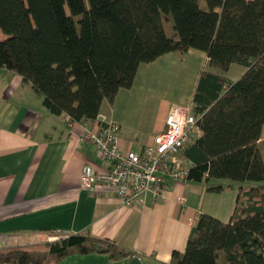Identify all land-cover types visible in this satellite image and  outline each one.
<instances>
[{
	"label": "trees",
	"instance_id": "1",
	"mask_svg": "<svg viewBox=\"0 0 264 264\" xmlns=\"http://www.w3.org/2000/svg\"><path fill=\"white\" fill-rule=\"evenodd\" d=\"M168 17L174 37L165 33ZM0 31V69L30 85L51 115L76 123L95 121L141 64L206 53L191 102L201 136L182 152L192 165L187 182H264V0H0ZM231 64L245 68L236 81L224 76ZM87 254L132 255L82 232L0 247V264ZM168 264H264V185L241 187L227 222L201 214Z\"/></svg>",
	"mask_w": 264,
	"mask_h": 264
},
{
	"label": "crops",
	"instance_id": "2",
	"mask_svg": "<svg viewBox=\"0 0 264 264\" xmlns=\"http://www.w3.org/2000/svg\"><path fill=\"white\" fill-rule=\"evenodd\" d=\"M207 61L206 53L194 49L165 54L141 64L131 88L119 90L112 105L103 103L98 117L119 126L122 153L144 151L164 130L171 107L191 106ZM88 127L99 129L95 121ZM82 135L80 124L69 126L67 116L51 115L30 85L0 69V247L87 232L132 255L119 261L101 254L73 255L61 264H168L173 252L185 251L201 214L224 221L232 216L238 191L229 182L210 187L220 192L171 182L162 198L148 196L143 206L134 207L122 206L109 187L85 191L80 185L83 165L105 171L109 164Z\"/></svg>",
	"mask_w": 264,
	"mask_h": 264
},
{
	"label": "built area",
	"instance_id": "3",
	"mask_svg": "<svg viewBox=\"0 0 264 264\" xmlns=\"http://www.w3.org/2000/svg\"><path fill=\"white\" fill-rule=\"evenodd\" d=\"M99 129H90L89 122L80 124L82 141L89 143L99 158L109 164L108 170L96 171L85 164L81 170V188L89 193L98 186L109 187L124 207L143 206L149 196L153 200L163 197L171 182H187L191 163L182 152L201 130L190 107L173 106L169 109L164 130L153 137L151 144L141 153H122L119 144V126L97 117ZM69 126L75 124L68 117Z\"/></svg>",
	"mask_w": 264,
	"mask_h": 264
},
{
	"label": "rangeland",
	"instance_id": "4",
	"mask_svg": "<svg viewBox=\"0 0 264 264\" xmlns=\"http://www.w3.org/2000/svg\"><path fill=\"white\" fill-rule=\"evenodd\" d=\"M168 19H169V23H166L165 21L163 22L164 28H165V33L167 36L170 35V33H174V31L172 30V22H171L170 17H168ZM244 70L245 69L240 65L231 64L228 71L224 74V76L231 81H236L237 79H239L242 76V73L244 72ZM218 181L229 182L227 184H231V187L236 191H239L241 186L242 187H256L258 185H264V182L263 183L252 182V181L234 182V181H230V180H210L209 182L202 183L201 185L204 186L205 188L206 187H212L215 184V182H218ZM220 221L227 222L228 220H226V221L220 220ZM53 237H56L55 240L58 239V236H52L51 235V237H46V239L42 242L54 241Z\"/></svg>",
	"mask_w": 264,
	"mask_h": 264
}]
</instances>
